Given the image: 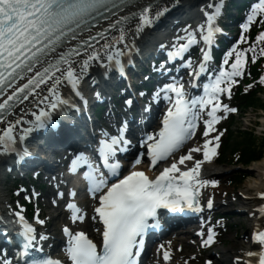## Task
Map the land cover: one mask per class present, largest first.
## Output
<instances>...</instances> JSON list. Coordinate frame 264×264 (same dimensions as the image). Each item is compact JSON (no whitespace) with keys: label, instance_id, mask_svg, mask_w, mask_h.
I'll return each mask as SVG.
<instances>
[{"label":"snow or ice","instance_id":"obj_1","mask_svg":"<svg viewBox=\"0 0 264 264\" xmlns=\"http://www.w3.org/2000/svg\"><path fill=\"white\" fill-rule=\"evenodd\" d=\"M132 8H137L134 0H0V97H5L0 101V123L6 125L0 134V152H18L20 160L31 156L32 153L26 147H19L18 140H25L35 128L46 126L50 117L49 108L55 110L69 103L60 93L64 84H70L71 88L76 90L75 95L83 98L80 84L93 63L117 67L123 73L124 64L120 57L124 55V49L130 52L134 46L131 42L125 43L128 34L133 32L130 25L134 23L135 32H140L162 14L155 11L152 15L150 6L139 8L135 12L127 11ZM221 9L222 3L215 4V11L206 13V28L205 25H200L201 32L205 33L203 40L207 45L213 43L215 34L220 31L214 21L221 14ZM121 12L125 14L118 15ZM261 14H264V0H259V3L253 5L247 17L248 22L242 27L247 30L251 22ZM101 19L108 22L107 26L96 27L95 35H92L94 26L90 25L89 21L99 25ZM113 29L118 35H111L110 30ZM185 32L184 37L178 36L176 39L186 40L187 43L175 45V51L169 53L171 59L181 56L197 42L195 32ZM244 39V36L240 37L241 41ZM257 40L264 43V32L258 35ZM257 51L264 55V47L258 48L255 44L239 51L230 49L223 61L228 67H221L218 74H214V78L203 86L204 94L201 96L188 98L184 85L175 78L173 82L163 85L155 98L158 99L162 92L171 107L163 117V126L159 132L145 134V148L153 165L172 154L194 134L202 110L209 109V118L204 120L205 137L215 131L213 126L221 119V116L217 115L221 109L224 112L236 111L235 108L224 104L221 96H231L232 85L238 82L237 77L243 75L246 54L252 52L255 59ZM202 56L198 68L193 69L197 77L208 70L207 63L211 59L209 51L202 50ZM233 56L234 59L229 64V58ZM186 67L193 68L191 60L187 62ZM29 73L32 74L30 78ZM23 79L27 82L17 83ZM260 80L264 83V76ZM42 85V91H46L47 95L37 92ZM6 93L8 94L5 96ZM169 93L175 94L174 100ZM30 97L39 111L33 113L34 121H28L32 127H21L17 137L16 130L18 126L23 125L24 117L10 120L8 114L17 102L28 101ZM126 103L131 105L133 101L129 99ZM72 107L77 105L73 103ZM125 131L126 122L116 135L109 137L105 132V138L100 142L99 151L103 165L113 177H118L121 164L118 160L111 161L118 152H127L131 143L125 138ZM212 139L218 142L220 136L216 135ZM216 147L212 140L206 139L203 148L190 149L187 155L165 167L154 179L149 178L144 171H131L110 186L109 177L104 176L90 163V157L84 153L79 154L73 160L71 170L75 171L81 163L89 166V171L85 172L84 176L90 184L89 190L98 199V206L94 209L98 216L92 218L103 222V239L102 248L98 250L96 243L84 231L73 232L65 226L63 232L68 237L66 252L71 264H137L136 257L139 255V249L143 247L142 237L150 227L149 221L155 220L156 223L151 226H158V209L166 208L173 212H182L186 208L202 211L200 189L208 184L215 185L217 181L200 178L201 160H196L193 167L183 171L178 167V163L184 164L185 161L192 160V153L200 151H203L204 160H210L216 152ZM135 163L139 164L140 159H136ZM72 195L75 196L76 193L73 192ZM259 195L264 197V192ZM206 203L209 209L213 207L211 199ZM67 207L72 211L73 221L84 220L81 209L75 203H68ZM261 214L264 215V208H261ZM14 216L18 217L19 223L23 225L18 236L22 244V252L19 255L25 258L24 264H61L59 260L40 259L33 254L32 250L36 248L37 241H46L48 237L38 234L37 228L26 220L22 210L15 211ZM36 220L40 225L45 223L38 215ZM201 235L204 233L201 232ZM213 237L214 233L209 230L204 244L212 243ZM253 239L257 242L259 251L246 253L249 258L247 264H253V258H257V264H264V225L257 227ZM40 250L43 251V248ZM163 256L168 260L169 252L165 251ZM242 260V257H237V264ZM0 264L12 262L5 258L0 260ZM17 264L20 262L17 261Z\"/></svg>","mask_w":264,"mask_h":264},{"label":"bare ground","instance_id":"obj_2","mask_svg":"<svg viewBox=\"0 0 264 264\" xmlns=\"http://www.w3.org/2000/svg\"><path fill=\"white\" fill-rule=\"evenodd\" d=\"M152 0H150L149 2H151ZM147 2V4L149 3ZM211 0H204V4L205 6H209V4L211 3ZM146 3H144L142 6H144ZM141 6V7H142ZM140 8V7H138ZM151 14H153V12L151 11ZM138 19V18H137ZM130 27L133 29L132 33L128 34V38L125 41V43H129V42H133L136 40L141 39L142 36V32L143 30H141L140 32H135V24H131ZM200 30V27L195 28L194 32H198ZM112 36H116L118 35L117 31L114 30L113 32H111ZM101 43H103V41H101ZM99 65H101L100 63L96 62L93 63L91 65V67L88 70L89 71H93L96 68L99 67ZM44 89V85L41 86V89H38L37 92L42 94V95H47L46 91H42ZM67 85L64 84L61 88H60V93L62 94H67ZM66 92V93H64ZM41 107H43V105H41ZM39 109L38 107H36L33 103H32V97L29 98L28 101H23L22 103L20 102L18 104V106L13 109L9 114H8V119L10 120H14V119H18L21 116L24 117V123L23 125L33 119V117H35L33 115L34 112H38ZM5 124L0 123V134H2L4 128H5ZM19 128V126H18ZM205 173L207 174H214L213 170H208L205 171ZM215 176V175H214ZM214 176H207V180L211 181L213 178H215ZM249 176L252 177L249 181L246 182V186L247 189L243 190L242 193L240 194V207L242 210L246 211L247 214H251L252 217L250 219L251 222V230H249V232H247V236L251 237L252 242L253 243H257L256 241H254L253 239V234L254 231L257 229L258 227V222L259 221H263V218L260 216V211L258 210V207L263 204V201L259 198V193L264 192V158L262 160H260L259 162H256L254 164V167L251 168ZM224 182H221L218 184V187H207V195L208 196H213L215 197V200L217 202V204H219V202H223V201H234V200H238L236 197H224L222 194V189L224 187ZM9 201L8 195L5 194L1 189H0V204H7ZM62 220H65V217L61 216L59 217ZM94 224V220H91L90 218H88L87 220H84L83 223L81 225L83 226H89V225H93ZM92 229V228H91ZM92 231V230H91ZM94 232L92 231V236H93ZM252 245V244H251ZM247 247L245 246V244L243 242H240V244H238L235 248V250L233 251L234 254L232 257L236 258L237 257H242L244 258L246 253H247ZM240 264H242V262H240Z\"/></svg>","mask_w":264,"mask_h":264},{"label":"rangeland","instance_id":"obj_3","mask_svg":"<svg viewBox=\"0 0 264 264\" xmlns=\"http://www.w3.org/2000/svg\"><path fill=\"white\" fill-rule=\"evenodd\" d=\"M261 97L264 99V92L261 93ZM236 115H237L236 120L234 122L232 129H234L235 131H238L240 128L244 129L247 126L252 127V125H249V123L252 122L253 124L254 122H256L257 127L254 129L258 137V142H261L262 140H264V112H262L260 109L258 110L249 109L242 113L238 112ZM238 137H240L239 133L235 134L234 139H237ZM254 164L255 163H252L250 166H248V169L251 170V168L254 167ZM228 169L229 170L225 172L224 176L226 175L227 176L226 178L231 180L233 179V175L235 174L236 168H233V169L228 168ZM251 178L252 177L248 176L245 179L244 183L240 184L239 186L237 185L232 186V184L229 183L228 187H230V195H234L235 197L238 198V195H239L238 193L240 191L247 189L246 182L249 181ZM9 206L11 205L8 204V207ZM234 207L239 208V205L231 206V208H234ZM47 215H48V212H47ZM247 219H248V215L246 213L243 215L236 216L235 222L237 223L232 226V230L230 232V238H232L233 244L224 245V250H230V249L234 250L236 246L240 244V242H243L244 244L247 243L248 238H245V235L249 229L248 224H247L248 222ZM229 253L231 254V252Z\"/></svg>","mask_w":264,"mask_h":264},{"label":"trees","instance_id":"obj_4","mask_svg":"<svg viewBox=\"0 0 264 264\" xmlns=\"http://www.w3.org/2000/svg\"><path fill=\"white\" fill-rule=\"evenodd\" d=\"M253 99H251V97L249 98V101H252ZM248 140H250V141H252V139H248ZM249 147H248V150H246V152H247V154H250V155H252L253 153H254V151H255V148L254 149H252L250 146H251V143H250V145H248Z\"/></svg>","mask_w":264,"mask_h":264}]
</instances>
